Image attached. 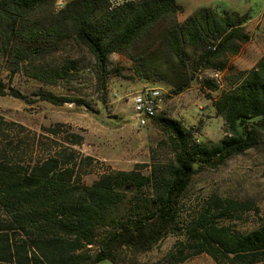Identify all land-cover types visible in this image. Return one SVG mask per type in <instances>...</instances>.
<instances>
[{"label":"trees","instance_id":"16d2710c","mask_svg":"<svg viewBox=\"0 0 264 264\" xmlns=\"http://www.w3.org/2000/svg\"><path fill=\"white\" fill-rule=\"evenodd\" d=\"M57 2L0 0V65L5 59L14 73L24 67L33 80L56 85L72 77L78 61L55 64L48 57L73 40L94 56L101 90L110 56L134 50L138 71L168 67L177 94L193 80L187 49L197 55V66L223 71L226 61H215L249 41L247 14L205 8L180 22L183 7L176 0H136L114 9L108 0H68L59 11ZM214 44L215 51L208 49ZM230 75L222 90L203 81L218 92L212 104L224 120L222 140L201 141L193 129L157 114L152 123L170 142L172 161H153L149 174L103 164L91 184L85 178L96 160L77 151L82 135L57 124L30 140L21 137L28 131L23 125L0 114V264H119L124 255L147 254L168 237L184 238L175 244L172 264L202 254L217 264L264 262V219L254 230L237 232L218 221L235 212L231 201L221 199L207 201L191 219L181 213L194 177L245 154L264 133V55L252 70ZM0 96L27 99L1 70ZM40 100L68 102L51 92H42Z\"/></svg>","mask_w":264,"mask_h":264},{"label":"rangeland","instance_id":"374dc122","mask_svg":"<svg viewBox=\"0 0 264 264\" xmlns=\"http://www.w3.org/2000/svg\"><path fill=\"white\" fill-rule=\"evenodd\" d=\"M57 1L56 9L59 11L68 0ZM176 2L183 7V12L178 15L180 22L205 8L221 14L249 15L250 23L245 27L249 41L240 44L236 54L228 53L215 61L216 65L226 61L223 71L218 66L209 69L203 65L197 66V55L187 49V64L190 65L193 80L188 88L176 94L177 81L167 66H159L155 69L158 72L152 71L153 68L148 65L138 71V63L132 57L135 52L131 50L129 55L110 56L107 87L103 91L97 83L94 56L75 41L69 40L48 57L49 63L75 60L78 61V69L72 71L71 78L60 80L53 86L33 80L24 67L14 73V67L3 60L0 65L3 79L27 99L0 96V114L8 121L23 125L28 131L21 137L27 136L30 140L44 134L45 127L57 124H65L73 132L82 135L84 143L76 148L77 151L96 160L93 168H88L92 174L85 178L86 184H91L97 178L96 171L105 168L103 164L114 171L139 170L149 174L153 161H172L170 142L162 129L153 123L138 128L131 121V99L144 87L159 88L166 94L158 115L193 129L201 141L218 143L225 136L224 120L216 115L212 104L218 92L210 91L203 81H213L222 90L226 87V78L232 77L231 72H245L256 66L264 55V0ZM239 53L240 58L236 57ZM172 63L177 66L175 59ZM194 67L196 70H193ZM42 92H51L68 102L56 106L42 101ZM213 199L229 200L235 206L233 218L220 219L219 223L240 233L254 230L261 224L264 219V133L259 136L257 145L245 154L233 157L217 169H203L194 177L182 197L183 219H191L204 203ZM183 239L168 237L147 254L135 258L124 255L119 264H172L170 255L177 253L175 244ZM180 264L217 263L209 255L202 254Z\"/></svg>","mask_w":264,"mask_h":264},{"label":"built area","instance_id":"2783aa9c","mask_svg":"<svg viewBox=\"0 0 264 264\" xmlns=\"http://www.w3.org/2000/svg\"><path fill=\"white\" fill-rule=\"evenodd\" d=\"M110 9H114L124 3L135 2V0H108ZM208 49L215 51L217 44L210 45ZM166 94L159 88L144 87L131 99L132 117L138 128H144L153 122L158 111L164 104Z\"/></svg>","mask_w":264,"mask_h":264},{"label":"crops","instance_id":"0c3cea01","mask_svg":"<svg viewBox=\"0 0 264 264\" xmlns=\"http://www.w3.org/2000/svg\"><path fill=\"white\" fill-rule=\"evenodd\" d=\"M250 22L248 21L246 24H245V27L249 24ZM256 28L253 29V31L255 30ZM236 57L240 58L241 57V54L239 53Z\"/></svg>","mask_w":264,"mask_h":264}]
</instances>
